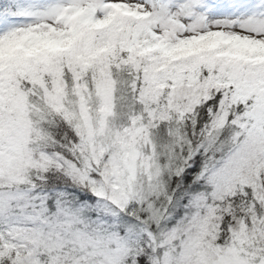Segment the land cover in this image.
<instances>
[{"label": "snow or ice", "instance_id": "obj_1", "mask_svg": "<svg viewBox=\"0 0 264 264\" xmlns=\"http://www.w3.org/2000/svg\"><path fill=\"white\" fill-rule=\"evenodd\" d=\"M0 264H264V0H0Z\"/></svg>", "mask_w": 264, "mask_h": 264}]
</instances>
